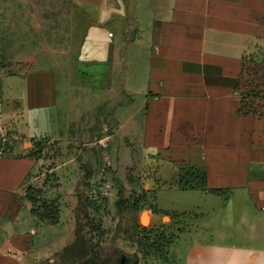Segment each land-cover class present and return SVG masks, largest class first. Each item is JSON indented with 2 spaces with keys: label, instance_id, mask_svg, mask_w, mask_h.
I'll list each match as a JSON object with an SVG mask.
<instances>
[{
  "label": "crops",
  "instance_id": "obj_1",
  "mask_svg": "<svg viewBox=\"0 0 264 264\" xmlns=\"http://www.w3.org/2000/svg\"><path fill=\"white\" fill-rule=\"evenodd\" d=\"M66 1L95 12L84 55L95 60L97 78L108 65L112 75L126 65L137 76L136 102L122 105L133 106L141 149L170 169L202 168L208 188L228 192L177 190L198 200L168 209L157 206V191V214L189 223L167 248L170 259L158 264H264V116L239 110L244 57L264 52V0ZM57 79L56 70L27 78L31 123L51 124L28 130L30 137L54 139L64 129ZM46 161L0 156V264H43L64 246L41 243L42 227L53 224L33 214L26 197L28 186L43 187ZM60 169L49 171L59 176Z\"/></svg>",
  "mask_w": 264,
  "mask_h": 264
},
{
  "label": "rangeland",
  "instance_id": "obj_2",
  "mask_svg": "<svg viewBox=\"0 0 264 264\" xmlns=\"http://www.w3.org/2000/svg\"><path fill=\"white\" fill-rule=\"evenodd\" d=\"M95 23L91 8L66 0H0V156L52 159L44 164L41 190L58 205L60 219L42 227L40 241L64 246L43 264H117L120 254L134 252L139 264H158L170 259L167 240L189 224L154 212L157 189L163 180L173 181L177 169L138 143L133 106L122 105L136 102L137 76L126 65L112 75L108 65L98 79L95 60L85 57V33ZM48 70L58 72V126L64 129L54 139L30 137L28 130L51 124L39 117L31 123L27 78ZM54 166L61 168L59 176L49 171ZM177 190L158 192L157 206L198 200L197 193ZM142 212L148 219L141 224Z\"/></svg>",
  "mask_w": 264,
  "mask_h": 264
},
{
  "label": "trees",
  "instance_id": "obj_3",
  "mask_svg": "<svg viewBox=\"0 0 264 264\" xmlns=\"http://www.w3.org/2000/svg\"><path fill=\"white\" fill-rule=\"evenodd\" d=\"M244 61L246 63L243 73L246 76L241 80L244 90H240L239 92V110L244 113H251L261 117L264 116V52H258L257 54H247L244 57ZM33 157L38 158L36 156ZM176 169L177 172L173 181L168 183L163 180L161 182L162 187L158 188L157 191L161 189H197L207 190L215 195L227 196L228 192H226L225 189L208 188L206 186V173L204 169L189 164L178 165ZM156 183H159V181ZM26 197L32 204L31 212L36 214L39 219L46 220L50 224L58 223V205L55 204V202L45 200L42 197L41 188L28 186L26 189ZM119 208H122V206ZM154 212L157 214L156 209ZM168 213L169 212H163V214ZM173 215L177 217L178 214ZM175 235L172 237V239L167 240V242H170L168 247L175 238ZM137 247L141 248L140 242L137 243ZM139 262L140 260L135 252L133 254L122 253L117 259V264H139Z\"/></svg>",
  "mask_w": 264,
  "mask_h": 264
},
{
  "label": "water",
  "instance_id": "obj_4",
  "mask_svg": "<svg viewBox=\"0 0 264 264\" xmlns=\"http://www.w3.org/2000/svg\"><path fill=\"white\" fill-rule=\"evenodd\" d=\"M142 213H144V212H142ZM119 218H120V221L118 222V225H117V227H116V229H115V232H114V234H113L112 241L114 240V237H115L116 233H117L118 230H119V227H120V224H121V219H122V214L119 215ZM139 222L141 223V215H140V217H139ZM141 224H142V223H141Z\"/></svg>",
  "mask_w": 264,
  "mask_h": 264
},
{
  "label": "bare ground",
  "instance_id": "obj_5",
  "mask_svg": "<svg viewBox=\"0 0 264 264\" xmlns=\"http://www.w3.org/2000/svg\"><path fill=\"white\" fill-rule=\"evenodd\" d=\"M148 219V214L146 212L142 213L141 215V223L146 222Z\"/></svg>",
  "mask_w": 264,
  "mask_h": 264
},
{
  "label": "built area",
  "instance_id": "obj_6",
  "mask_svg": "<svg viewBox=\"0 0 264 264\" xmlns=\"http://www.w3.org/2000/svg\"><path fill=\"white\" fill-rule=\"evenodd\" d=\"M109 35H111V33H109Z\"/></svg>",
  "mask_w": 264,
  "mask_h": 264
}]
</instances>
